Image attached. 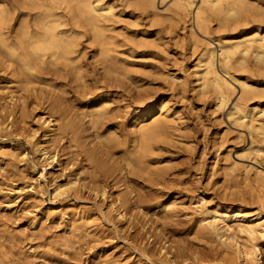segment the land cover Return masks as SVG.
<instances>
[{
  "label": "bare ground",
  "instance_id": "obj_1",
  "mask_svg": "<svg viewBox=\"0 0 264 264\" xmlns=\"http://www.w3.org/2000/svg\"><path fill=\"white\" fill-rule=\"evenodd\" d=\"M168 1L170 4H167L165 10L161 12L162 10L160 11L158 7L159 3L162 5ZM115 3V0H28V19L21 17L19 22L15 24L13 22L17 21V15L14 12V8L6 1L0 2V53L9 57L10 64L14 62L18 65L11 72L12 78H14L13 76L19 77V72H21L28 76V86L32 83L56 86L55 81L62 80L69 82V86L73 85V83L81 87L85 85L87 91L89 83L96 87H98L97 84L109 86V88L110 86H122L124 87L123 93L128 95H134L132 90L137 88L136 96L138 100H142V104L137 105L133 111V116H130L128 127L118 125L116 124L117 122L113 123V126H107L106 144L98 145L97 139L95 142L93 140L87 141L90 134H86V132L89 128L99 129L97 127L99 125H105L106 127V124L109 123L110 125L112 120L118 118L119 110L117 111L118 115L115 112L118 107H112L114 98L107 94L100 95L98 93L100 96L98 98L95 96L97 99L95 98L90 106L85 107V109L83 106L78 107L79 112L70 106L72 104H68V100L71 99V96L68 97L69 92L66 87L68 84L64 86L67 90L64 89V93L60 92L64 95L58 93L61 90L60 86H56L59 88L58 92L55 90L48 92L45 96L43 95L49 103L50 109H53V113L55 114L56 112L58 116L56 117L57 119H52V116V120L50 118L42 120L41 124H44V128L49 129H44L42 136L38 135L39 129L33 132L31 129L27 135V132L25 133L26 140L33 145L32 147H34V150L41 158V171H37L36 163L32 162L33 170L30 172L38 182L39 189L37 192L40 191V195L45 193L44 186L39 180L41 177H46L47 174H50L52 176L50 178L53 181L51 183L53 186V197H62L68 203L71 200L68 198L73 197V195L77 201L82 200L81 202H84L83 200H87V203L72 202V211L68 207L69 211L72 212L71 219L75 222H81L82 225H87L89 214H94L98 218L105 216L109 222L111 221L110 223L116 225L119 232L133 223V211L140 213L142 210H148L152 216L148 220L153 224L157 223L160 218L165 222L174 217L177 218L178 202L165 198L163 190L158 194V190L154 188L161 184L160 180L166 174L167 170L165 172L161 170L168 168H163L161 165L160 167L158 166L165 158L161 155L165 150L167 151L171 148V142H176L175 139L182 134H179V131L183 130L182 128H185L186 125L182 127L183 116L181 117L180 112L172 108L170 100L164 97L165 94L160 93L162 91L160 88L145 87L144 83H149L148 79L146 80L149 77L145 78V74H139V72L143 71L155 78L164 76L167 81L171 80L175 89L183 97L188 96V85L191 83V88L198 98L211 103L212 112L210 113L215 115V123L218 126L224 124L223 115L226 113L228 122L232 127L239 130L233 140L238 138L246 141V133L248 134L249 147L245 150L246 152L244 150L241 152L243 155L237 153L235 157L237 159H247L248 157L257 166L246 165L233 158L232 148L238 142L234 141L235 143L232 142L234 145H227L226 142L229 143L233 140L228 139V142L229 132L227 129L223 130L220 127L215 134L216 136L214 135L215 145H217L216 150L214 149V163L219 167V170L216 168L217 171H215L221 170L225 177L228 178L225 180L228 181H231L232 178L234 179L232 181H236L239 176L243 177L244 181H247L249 185L252 184L257 189V192H261L264 197V0H121L118 4ZM122 7L125 9L132 7L134 10L140 11L141 15H146L145 19L149 20L148 24L150 23V27H158V29L162 27L163 30L156 29V32H153L154 35L151 34L152 36L150 37L141 28H136L133 31L135 33L140 31L138 35L126 32L124 28L118 26V23L125 19L122 14ZM18 12L21 13V11ZM139 20L135 21L139 23ZM134 25L138 27L140 23L139 25ZM12 27L14 28L13 33L11 32ZM147 31L150 32L151 30L148 29ZM162 31L174 33V37H177L176 43L182 42L181 47H184V51L189 53L191 61L186 66V70L184 65L183 68L178 67L179 75L171 74L170 70H168L169 63L166 62V59L170 53L167 46V37L162 34ZM119 35H127L125 36V38H128L126 42L132 44L129 49L123 51L119 49L124 46L123 40L118 39ZM134 48H140L143 52V57L147 56L151 58V61L144 62L143 60V62L139 63L128 59L133 57ZM141 57L140 59L143 58ZM177 58H175V62L179 65V60L183 57ZM136 64L141 65L139 67H143L141 71L138 69V75L133 71V67ZM147 66L149 67L147 68ZM187 70H190L188 75ZM150 78L154 80V78ZM189 78H191L190 82L188 81ZM153 83H155V80ZM78 86H75L76 90L72 89V86L71 89L74 91L80 90L81 87L79 88ZM132 86L136 88L133 89ZM3 93L5 92L0 91V132L10 131L12 126H14L12 123L8 129V125H6L8 117L5 118L1 113L6 107L10 106V102L9 104H7L8 102L5 103L4 100L7 97L5 96L6 93L5 95ZM87 93L89 94V92ZM231 105L232 108H230ZM8 108L10 109L11 107ZM25 110L27 115V109L25 108ZM15 114L17 120L21 119L23 121V106L19 107ZM8 115L10 117L12 113ZM87 117L88 120H86ZM53 121L57 123H53ZM25 128L26 126L24 130L27 129ZM102 134V129L98 130L97 137L101 138ZM60 136H69V141L73 145L83 146V151L88 157V159L85 157L86 161L98 162L101 159L99 168L93 170L91 166L92 171L90 170L87 176L84 173L85 168L83 169L81 166L83 164H81L78 171H76L77 173L73 174L71 172V175L67 177L65 174L67 168H59L58 153L50 151L48 146L45 145V143L53 144L57 142ZM113 144L120 147V149L116 150L120 152V159L113 154L114 150L112 151V148H115ZM65 146L67 147V144ZM18 149L16 143H9V145L1 148V157L12 159L14 155H17L16 151ZM80 149L82 148L80 147ZM20 151L18 150V152ZM19 155L23 158L26 157L25 151H21ZM19 155L17 158L20 157ZM70 165L68 164V166ZM56 167L59 169H56ZM61 176L66 177L63 183L57 180ZM135 178L141 181L142 186L149 185V187H144L143 192L136 191L135 188L131 187V183H133ZM237 183L234 182L232 184ZM109 185H111V188L116 189L118 194L115 195L114 191L111 192V188L107 189ZM122 186L124 188L118 191ZM82 193L87 194V197H80ZM34 194H32L33 197ZM31 196L30 198H33ZM198 202L200 203L199 205H197ZM198 202L191 203L196 204L191 207L196 210L194 212H199L198 219L196 218L198 221H196V228L199 237L207 239L208 243L216 241L220 251L225 256L231 255L232 260L233 257L238 258L240 264H258L256 245L249 246L246 244L247 242L242 240L245 236L246 240L249 239L252 242L259 235L263 236L264 219H262L261 214L247 210L241 203L239 205L236 204L237 206H220L219 204L204 207L206 202L204 197H201ZM52 204H54L52 207L45 208L44 213L42 211L44 220H49L55 216L56 203L52 202ZM104 206L105 208H103ZM155 217L158 219H155ZM40 219L42 220V218ZM38 222L32 221L31 227ZM46 228L48 229V227ZM78 228L80 227L78 226ZM157 228L159 229V225ZM227 231H229V234H226ZM82 234L84 235V232ZM42 235L44 236V234ZM75 242L77 243L76 240ZM165 245L164 243L158 249L157 255L160 256L158 257L163 264L173 263L171 261L174 257H170V250ZM140 250L142 255H146V257L155 256L156 254L153 249L147 248L145 245ZM46 253L45 255H47ZM99 258L102 260L101 257ZM230 258L227 257L228 260Z\"/></svg>",
  "mask_w": 264,
  "mask_h": 264
},
{
  "label": "rangeland",
  "instance_id": "obj_2",
  "mask_svg": "<svg viewBox=\"0 0 264 264\" xmlns=\"http://www.w3.org/2000/svg\"><path fill=\"white\" fill-rule=\"evenodd\" d=\"M2 1H6L11 7L14 8V12L17 15L16 17L17 21H14L13 23L16 24L17 22H19V19H21V17L28 19V0H0V2ZM115 2L118 4V2H121V0L120 1L115 0ZM167 4L169 5L170 2L169 1L165 2L162 5L159 3L160 5V6L158 5V7L160 8L159 10L160 11L162 10L161 12H163L165 8L167 7ZM122 8H123L122 14L125 17V19H123L122 22L118 23L119 27L124 28L126 32H129V33L131 32L130 34L132 33L137 34V35L138 33L140 34V31L136 33L133 31H135L136 28H141L145 32L146 35L147 34L149 35V36L147 35L148 37L154 35L153 32H156V29H158V27L156 28L150 27V23L148 24L149 20H146L147 18L145 19L146 15H143V14L141 15L140 11L134 10V8L132 7L127 8V9H125L124 7ZM18 11H21V13H19ZM135 20L137 21L139 20L140 25ZM134 24H138L139 26L135 27ZM148 29L151 30L152 33L151 31L150 32L147 31ZM160 29L163 30L162 27L159 28L158 30ZM13 31H14V28L12 27L11 32L13 33ZM165 31L164 32L162 31L163 32L162 34L165 37H167L166 38L168 40L167 46L169 48V53H170L168 58L166 59V62L169 63L168 70H170L169 72L171 74L179 75L180 71L178 70V67L183 68V65H184L185 70H186L187 69L186 66H188L191 59L189 58V55H188L189 53L187 51H184L185 50L184 47H181L182 42L176 43L177 37H174V33H170L169 31L165 33ZM180 32L183 33L182 30H180ZM125 36L127 35L118 36V39H120L121 41L123 40L122 42L124 43V46L119 48L122 51L127 50L132 46L131 43L126 42V39L128 38L127 37L125 38ZM184 44H185V41H184ZM133 50L134 52L132 53V56L135 58L132 57L128 59L135 61V62L137 61L139 63L143 62V60L144 62L151 61V58L147 56H145L147 60L144 59L145 57H143L142 55L143 52L140 48H134ZM138 56L140 57L142 56L143 58L142 57H141L142 59H140V57L137 58ZM180 57L181 58L183 57L182 59L184 60L181 61L182 59H180ZM175 58L180 59L179 62L181 65L180 64L178 65L175 62ZM9 60L10 59L7 55L5 56V54L0 53V62H1L0 63V87H1L0 91L6 93V95L5 93H3L7 97L6 98L7 101L6 100L4 101L5 103L8 102L7 104H9L10 102L9 104L10 106L8 107H11L10 109L6 107L1 113L2 115H4L5 118L8 117V120L6 121V125H8V129L10 128L12 123L14 126H12L11 128L10 130L11 132L7 130L0 132V151L2 147H4L5 145H9V143L13 142V143H16L17 147L19 148L18 149L19 151L20 149L22 152L25 151L26 157L24 158L21 157V155H19L21 151L18 152V150L16 151L17 155L16 156L14 155L15 157L13 156V158L11 157L12 159L8 157H3V156L1 157V154H0V158H1L0 159V245H1L0 251H3V252H0V257H1L0 264H103V263L104 264H149V262L150 264H155V263L163 264L162 260L159 258L160 256L157 255V252L159 251L158 249H160V247L164 245V243L166 244L165 245L166 248L170 250L169 252V255H171L170 257L171 258L174 257L171 261L173 263H169V264H240L239 262L240 260L238 258L233 257V260H232L231 255L225 256V254L220 251V248L218 247V244L216 241H212V242L210 241V243H208L209 241L207 239L205 240V238L199 237L198 231L196 228L197 226L196 224L198 222L197 217L199 215V212H194L196 210H194L193 207H191V206L196 205V204H191V203H194L196 201L198 202L201 197H204L206 201L204 204V207H207V206L211 207V206H215L219 204L220 206H228V205L237 206L236 204L239 205L241 203L242 206H244V208H246L247 210L259 212L261 214L262 219H264V197L262 196L261 192L260 193L257 192V189L254 188L252 184L249 185L247 181H244L243 177L239 176L238 177L239 179L237 178L238 181L236 179H235L236 181H232L234 180L233 178L231 181L230 180L228 181V180H225L228 178L225 177V174L221 170L216 172L217 170H219V167L218 165L214 163L215 162L214 153L216 150L215 148L217 147V145H215L216 142L214 140L216 136L215 134L217 133L218 129H220V127L223 128V130L227 129V131L229 132L228 137H227V141H228V139L233 140V137H235V134L236 133L238 134L239 132L237 128L232 127V125L228 122L226 113H224L223 115L224 124H221V126H218L215 123V115L214 114L212 115V113H210L212 112L211 103L208 102L207 100L199 99L196 93L193 92L191 88L192 86L191 83L188 85V88H189L188 94H187L188 96L183 97L175 89L174 83L171 80L167 81V78L164 76H163L164 78L159 77V76L158 78H155L154 76H149L145 72L141 71L143 68V67H139L141 65L136 64V66L133 67L134 68L133 71L137 73L139 69L141 71L139 72V74L141 75L145 74V78L147 76L149 77V78H146V80L148 79L147 81H149L150 84L147 82L144 83L145 87L147 88L149 87L152 89L160 88L162 90L160 91V93L162 92L161 94H165L164 97L170 100V105L172 106V108L179 111L181 114V117L183 116L182 117L183 119L182 127L186 125L185 128L184 127L182 128L183 130L179 131V134L180 133L182 134H180V136L175 139L176 142H171V148L167 151L165 150V152H163V154L161 155L163 158L165 157L166 160L164 158V160L162 161L163 163L161 162L158 166L160 167L161 165V167L163 166V168H166V167L168 168L165 170L163 169L161 170L164 172L167 170L163 178L164 180L163 179L160 180L162 186L160 184L156 188L153 187L154 189L158 190L157 192L158 194H160V192L163 190L162 192H164L163 196L165 198L169 200L173 199L178 202V212L176 214L177 218L174 217L175 219L173 218L165 222L162 220V218L158 219L157 217H155V219L156 218L158 219V222L153 224L149 222L150 220H148L150 217H152L151 212H148V210H142L140 213L137 211L136 212L133 211L132 212L133 213L132 220H134L133 223L129 226L124 227V229L120 232L117 230L116 225H113L112 223H110L111 221L109 222V220L105 216L103 218H98V216L94 214L93 215L89 214L88 215L89 222H87L88 224L82 225L81 222H75L73 219H71L72 212H70L69 209L71 210V206L73 204L72 202L87 203V200H83L84 202H81L82 200L80 201L78 200L79 201L78 202L77 199L73 195V197L71 196L68 198L69 200L70 199L72 200V201L70 200V202L68 203L62 197L60 198L53 197L52 196L53 186L51 185L53 181L51 180L52 178H50L52 177L50 174L49 175L47 174L46 177H41L39 180L40 183L44 186L45 193L40 195L39 193L40 191L37 192L39 189L38 182L35 179V177H33L32 174H30V172H32L33 170L32 162L36 163L37 171L38 170L41 171V164H42L40 160L41 158L39 154L34 150V147H32L33 145L28 143V141L26 140L25 133L27 132L26 133L27 135L31 131V129H32V132L34 130L39 129L38 135L42 136L45 130H49V129L44 128L43 126L44 124L43 125L41 124L43 122L42 120L44 119L48 120L49 118L51 119L52 116H53L52 119H54L58 116V114L56 112L55 114L53 113L54 112L52 111L53 109H50V106L48 105L49 103L46 101L44 96L47 95L48 92H52L55 90L58 92L59 88L61 90H59L58 93L61 95H64L60 92L64 93L63 90L64 89L67 90L68 88V92L70 93V94L68 93V97L71 96V99L68 100V104L69 105L72 104L70 106H72L77 111H79L78 107L83 106L85 109V107L90 106L91 103L95 100V98L96 97L98 98L100 95L107 94L111 96L112 98H114L113 103L115 105L112 104V107L113 108L118 107L117 109H115V112L119 110L118 112L120 114L117 112V115L119 114L117 116L118 118L112 120V123H110V125L109 123L106 124V127L105 125L104 126L99 125L97 126L99 127V129L89 128L86 132V134L88 133L90 134V137L88 138L87 141L93 140L95 142V140L97 139L96 142L98 145L106 144L105 139L107 136V131H106L107 126H113L112 124L113 123L115 124L117 122L116 124L124 125L126 127L128 125L130 116L131 117L133 116V111L135 110L136 106L142 104V100L141 101L140 99L138 100L136 96L137 94L136 92H138L137 88L132 86L133 89L136 88V90L135 89L132 90L133 91L132 93H134V95L132 94L128 95L127 93L125 94L123 93L122 90L124 89V87L122 86L121 87L120 86H117V87L110 86L109 88V86L106 87V86H103L102 84H97L98 87H96L92 83H89L87 85L89 87L87 91V87L85 85H84L85 87L84 86L81 87L80 85L78 86L76 83H75L76 85L73 83L74 86L71 85L73 87L72 89L76 90L75 86H78L79 88L81 87L80 90L79 89L77 90L78 91L77 93V91H74L71 89V86H69V82H64L62 80H61L62 82L60 80L59 81L56 80L55 81L56 83L53 82L55 83L56 86L58 87L60 86L59 88L54 85L47 86V84H44V83L42 84L32 83V84H29L28 86V76L22 74L21 72H19V77L13 76L14 78H12L11 72L13 68L15 66L18 67V65L14 62L10 64ZM148 67L149 66H147V68ZM189 71L190 70H187V75L189 74L188 73ZM150 77L154 78L155 83H153L154 80L151 79ZM12 80L13 82L11 83ZM188 81L190 82L191 78H189ZM62 84H65V85L62 86ZM67 84L68 86H66ZM64 86H66L67 88ZM48 87L52 89L50 90ZM164 90L165 92H163ZM87 92H89V94ZM81 96L82 98H80ZM76 105H79V106H76ZM21 106H23V111H24L23 121H21V119L17 120L16 114H15L18 108ZM24 107L27 109V113H28L27 115L25 114L26 110ZM230 108H232V105L230 106ZM10 113H12V115L9 117L8 114ZM24 119H25V122H24ZM86 120H88V117ZM54 122L56 121H53V123ZM23 126L24 127L26 126L28 130L26 128L25 129L27 131L24 130ZM94 129L95 131L93 132ZM101 129H102L103 134H102V137L99 138L97 137V132L98 130L100 131ZM183 131L184 132L186 131V132L184 133ZM246 136H247L246 141H243L238 138H234L233 141H230V142L228 141L229 143L226 142V144L234 145L235 142H238V143H235L234 147L232 148L233 158L246 165H255L253 164V162H251V160L248 157L247 159L242 158L243 160L239 158L237 159L235 157L237 153L243 155L241 152H243V150L244 151L247 150V148L249 147L250 140L248 138L247 133H246ZM64 137L60 136L57 142L53 144L45 143V145L48 146V149L50 151H56L58 153L59 155L58 164H60L59 168L60 167L67 168L65 171V174L67 177L71 175V172L73 174L77 173L76 171H78V168L81 164H83L81 166L83 169L85 168L84 173L87 176H88V173H90V170L92 171V169L96 170L99 168L98 166H100L101 164L100 162L101 159L98 160V162L97 161L93 162L90 160H88L89 162L86 161V158L88 159V157L83 151L84 149L83 146H79L75 144L73 145V143L69 141V138H68L69 136L68 137L64 136ZM68 141L70 144L68 143ZM183 141L185 144L182 143ZM66 144H67V147L65 146ZM68 145L72 147H69ZM113 145H115V148H112V151L113 150L116 151L117 149H120L119 145H117L118 147L116 146V144H113ZM80 147L82 149H80ZM65 148L66 150H64ZM204 149H207V150H204ZM114 151H113V154L115 155V157H118V159H120L121 156H120L119 150L116 151L117 153ZM18 155L20 156L19 158H17ZM89 163H91L92 165L90 164L89 166ZM165 163H167V165H165ZM68 164L69 165L71 164V165L68 166ZM57 167L56 169H59ZM65 178H66L65 176H61L57 180L58 182L63 183L65 181ZM137 179L138 178H135L133 183H131V187L133 189L135 188L136 191L141 192L144 187L146 186L149 187V185L142 186L141 181L140 180L138 181ZM234 182L235 183L238 182V183L232 184ZM231 185L234 187H232ZM110 188H111V185H109L107 189H110ZM122 188H124V186L120 187L119 189L117 188V189L119 191ZM110 190L111 192L114 191L113 193L115 195L118 194L116 189L111 188ZM32 194H34V197ZM30 196L33 198H30ZM81 196L82 198L83 197L86 198L87 194L82 193L80 194V197ZM52 202L56 203L55 216L49 220H44L43 213L45 212V208L52 207L54 205L52 204ZM199 204L200 203L198 202L197 205ZM34 207L37 209L35 210ZM103 208H105V206ZM67 212L69 213L67 214ZM40 218H42V220ZM100 219L102 220V222ZM32 221L33 222L39 221V222L35 223V225L31 227ZM158 225H159L160 230L157 228ZM78 226L81 229L78 228ZM46 227H48V229ZM85 229H87L88 232ZM89 229L91 232L89 231ZM114 229H116L117 231ZM234 229L236 228L234 227ZM82 232H84V235L82 234ZM42 234H44V236ZM226 234H229V231H227ZM75 237L78 239H76ZM244 237L242 241L247 242L246 244H248L249 246L253 244L256 245L257 263L264 264V234L263 236L259 235L258 236L259 238L256 237V239L253 240L252 242L249 239L246 240V237L245 238ZM75 240L77 241V243L75 242ZM144 245L147 248L153 249L156 253L155 256L150 255L151 257L150 256L146 257V255H142V252L140 249ZM43 251L47 252L46 253L47 255H45V252ZM31 252L33 254L35 253L34 254L35 256ZM43 255L45 256V258ZM96 256L98 257V259H96L97 258ZM99 257H101L102 260ZM227 257L230 259L228 260ZM104 259L107 260V263H106V260L103 261Z\"/></svg>",
  "mask_w": 264,
  "mask_h": 264
}]
</instances>
